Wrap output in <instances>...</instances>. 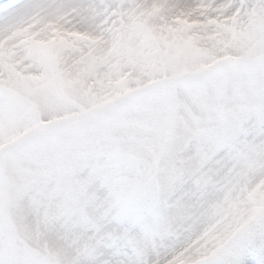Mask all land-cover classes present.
I'll use <instances>...</instances> for the list:
<instances>
[{"label": "snow or ice", "instance_id": "snow-or-ice-1", "mask_svg": "<svg viewBox=\"0 0 264 264\" xmlns=\"http://www.w3.org/2000/svg\"><path fill=\"white\" fill-rule=\"evenodd\" d=\"M0 264H264V0H0Z\"/></svg>", "mask_w": 264, "mask_h": 264}]
</instances>
